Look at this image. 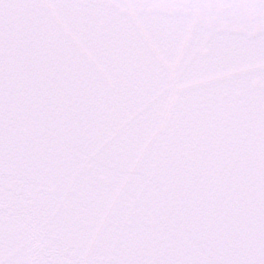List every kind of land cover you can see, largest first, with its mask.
<instances>
[{
	"label": "snow or ice",
	"instance_id": "6c2138e0",
	"mask_svg": "<svg viewBox=\"0 0 264 264\" xmlns=\"http://www.w3.org/2000/svg\"><path fill=\"white\" fill-rule=\"evenodd\" d=\"M0 264H264V0H0Z\"/></svg>",
	"mask_w": 264,
	"mask_h": 264
}]
</instances>
